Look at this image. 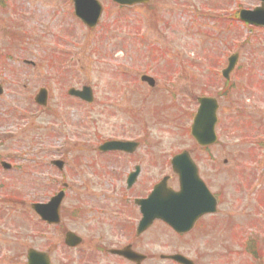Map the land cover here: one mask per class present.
<instances>
[{"label": "rangeland", "instance_id": "374dc122", "mask_svg": "<svg viewBox=\"0 0 264 264\" xmlns=\"http://www.w3.org/2000/svg\"><path fill=\"white\" fill-rule=\"evenodd\" d=\"M0 1V160L17 165L0 164V264H26L35 247L54 264H128L97 250L127 243L149 254L146 264H172L159 254L175 252L196 264H264V28L236 13L258 0H151L124 9L102 0L95 29L76 18L73 0ZM234 52L230 91L219 98V144L202 150L190 132L196 99L217 96ZM144 74L155 87L140 80ZM83 85L94 90L90 105L67 94ZM41 88L49 92L46 107L34 102ZM116 138L141 147L128 161L99 152ZM182 149L222 195L220 212L192 235L159 226L137 240L138 215L117 204L145 193L167 170L149 163ZM53 159L65 160L64 171ZM131 161L143 167L140 192L127 193L112 174ZM65 183L61 225L45 228L31 203ZM68 230L83 237L82 246L64 245Z\"/></svg>", "mask_w": 264, "mask_h": 264}, {"label": "water", "instance_id": "95a60500", "mask_svg": "<svg viewBox=\"0 0 264 264\" xmlns=\"http://www.w3.org/2000/svg\"><path fill=\"white\" fill-rule=\"evenodd\" d=\"M119 4L131 5L135 2H143L148 0H114ZM75 9L78 17L83 19L84 23L89 27H94L100 20L102 13L101 3L98 0H75ZM240 18L246 22H253L257 25H264V7L256 8L255 10H241ZM238 59V55H234L231 58L230 68L225 71L226 77L234 68L235 61ZM1 93V87H0ZM46 91L43 89L40 91L37 101L40 103L46 102ZM69 94L76 95L84 98L88 101L93 100L92 91L89 87H84L82 91L71 89ZM200 108L194 118V124L191 132L196 138L197 142L201 145H210L215 139L214 127L217 122V108L218 102L214 98L202 97L199 99ZM135 144L121 142H109L106 143L101 149H134ZM61 165V163H60ZM174 169L180 176L181 191L175 192L165 189V181L155 187V190L151 193L147 200H142V210L144 211V217L142 223L138 229L139 233L142 232L154 218H160L167 221L173 229L185 233L191 230L195 220L201 214L206 212L216 211V201L214 196L211 195L207 185H205L200 179L195 164L191 161L190 154L183 152L173 160ZM194 193H198L203 201V205L200 204V209L194 212L189 208L187 198ZM64 197V192H61L55 198H53L48 204H34V208L42 218L50 223H58L60 221L59 209L61 201ZM201 201V200H200ZM201 201V202H202ZM202 205V206H201ZM82 239L75 234L67 233L66 244L70 246H78ZM118 253V252H117ZM125 254L131 259H138V254L130 251L129 249L119 252ZM28 264H51L48 254L39 252L37 250H30L28 253ZM181 262H186L181 256L176 255L172 257Z\"/></svg>", "mask_w": 264, "mask_h": 264}, {"label": "flooded vegetation", "instance_id": "af4514ba", "mask_svg": "<svg viewBox=\"0 0 264 264\" xmlns=\"http://www.w3.org/2000/svg\"><path fill=\"white\" fill-rule=\"evenodd\" d=\"M122 154V153H121ZM123 156H125L126 158H133L134 157V154H125V153H123L122 154ZM122 156V157H123ZM195 159V161L197 162V164H198V166H199V174L201 175V176H203L202 174H201V164H199V162H198V160H196V158H194ZM129 160V159H128ZM1 162V161H0ZM149 164H151V165H156V167L157 166H159V167H166V169L167 168H169L168 169V171L166 170L165 172L167 173L165 176H169L170 177V180L168 181V185L170 186V187H174L175 189H178L179 187H178V176H176L174 173H173V169H172V165H171V162L169 161V160H162V159H160V161L159 160H154L152 163H149ZM138 165V163L137 162H128L127 164H124V163H118V166H114V167H112L113 168V171H112V174L113 173H115L116 174V177L114 178V179H116L117 181H118V187H120V185H122L123 183H125V180H126V178L128 177V175H129V173L132 171V170H134V169H136V166ZM16 166L17 165H15V164H12L11 166H10V169L8 170V171H10V170H15L16 169ZM143 168V167H142ZM161 174H163V173H161ZM128 179V178H127ZM138 188V187H137ZM132 190H137L138 192H140L139 191V189H136V185L134 186V187H132L130 190L129 189H127V187H126V192L127 193H130ZM148 192V191H147ZM147 192H145V193H142L141 195H136V196H133V195H131L132 196V199L129 201L128 200V196H124V201L123 202H120V203H118L117 204V208H118V211H125V212H129L130 210H131V212L132 213H134V212H136V214L138 215V222H139V219H141V216H142V212H141V210H140V207L139 206H137L136 205V199L137 198H145V197H147L148 195H147ZM119 201H121L120 200V198H119ZM118 201V202H119ZM208 217H210V215L209 214H206L205 216H201L198 220H197V222H196V224H195V226L193 227V230L189 233V234H191L192 235V233L194 232V231H196V229H205L206 230V228H207V226H206V224H207V222H208V220H209V218ZM120 226V225H122V227L123 228H121L122 230H124L125 232H127V234H132V231H133V229H134V227H132V226H130V225H126L123 221H120L118 224H117V226ZM137 225V224H136ZM135 225V229L137 228V226ZM159 226H161V228H168V229H170V227H169V225L168 224H166L164 221H161V220H156V221H154L153 222V224H152V226L148 229V230H151V229H153L154 227H159ZM206 227V228H205ZM120 229V230H121ZM147 230V231H148ZM146 233H144V234H142V235H140V236H138L136 239L137 240H141L142 239V237H143V235H145ZM45 235V234H44ZM127 246H131V248L133 249V250H135L136 252H138V253H141L142 255L143 254H145V255H147V258L145 259V260H143L142 262H141V264H146V263H148L149 262V260L151 259L150 257H149V254L148 253H145V252H142V251H140V250H138V248H137V246H136V243H127V244H123V245H121L120 247H114V248H116V249H121V248H124V247H127ZM105 246H103L102 244H100L99 246H98V251L99 252H101V251H103L102 253H106V254H108V256H112V257H114L115 259H117L118 261H123V262H126V263H128V264H137V263H135L134 261L132 262V261H130V260H128L124 255H118V254H110V251L111 250H109V249H105L104 248ZM112 249V248H111ZM162 254H160V259L162 260Z\"/></svg>", "mask_w": 264, "mask_h": 264}]
</instances>
